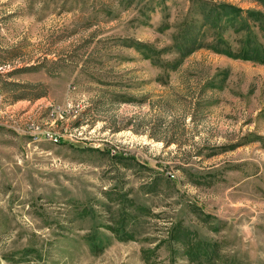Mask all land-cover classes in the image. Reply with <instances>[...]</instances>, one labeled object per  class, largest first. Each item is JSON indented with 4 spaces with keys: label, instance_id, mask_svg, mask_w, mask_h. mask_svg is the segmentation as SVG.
<instances>
[{
    "label": "rangeland",
    "instance_id": "1",
    "mask_svg": "<svg viewBox=\"0 0 264 264\" xmlns=\"http://www.w3.org/2000/svg\"><path fill=\"white\" fill-rule=\"evenodd\" d=\"M262 1L0 0V264H264V63L207 47L264 24L203 11Z\"/></svg>",
    "mask_w": 264,
    "mask_h": 264
},
{
    "label": "trees",
    "instance_id": "2",
    "mask_svg": "<svg viewBox=\"0 0 264 264\" xmlns=\"http://www.w3.org/2000/svg\"><path fill=\"white\" fill-rule=\"evenodd\" d=\"M262 1V0H261ZM264 3V0L262 1ZM204 15H205V23H210L212 21V24L214 27L221 29L224 26V19H227L229 23L235 25L238 21H245L247 25V18H252L255 21L258 22V24H264V13L260 10H252V9H241L236 6H231L229 4H219L214 6H208L204 8ZM261 29L264 30V26L261 25ZM182 35H184V39H189L188 33L184 30L181 32ZM193 42L199 41V35L192 36ZM127 45L131 47H135L145 59H151L154 64L160 65L162 68H165L166 71L169 73L171 70L175 71L180 68V66L183 64L184 59L191 55L196 48H202L204 47L203 44L198 43V46L196 47H190L186 49H180L179 50V58L170 61V62H163L161 60L162 53L165 52V50L157 49L155 46L151 45L150 43L133 39L131 42H129ZM209 49H212L214 52L219 54H224L232 58L236 59H244V60H253L259 63H264V45L260 44L256 40V35L251 32L249 36L245 40V45L242 47L240 51H235L232 46L229 44V42L223 37L221 32L217 33V36L215 38V43L207 45ZM258 141H261L264 147V136L257 137ZM123 156V155H121ZM181 226L175 227V232L177 233V236H179L181 232ZM174 232V233H175ZM182 233V232H181ZM184 236H186L188 241V254L190 259H192L194 262L201 259V256H205L207 259H209V262L214 263L215 253L217 252L211 245L206 244L202 241H197L194 243L192 234L185 230V233H183ZM130 236V235H129ZM132 238V236H130ZM175 239H181V237H175ZM199 262V261H198Z\"/></svg>",
    "mask_w": 264,
    "mask_h": 264
},
{
    "label": "built area",
    "instance_id": "3",
    "mask_svg": "<svg viewBox=\"0 0 264 264\" xmlns=\"http://www.w3.org/2000/svg\"><path fill=\"white\" fill-rule=\"evenodd\" d=\"M47 136H49L50 138L59 139L57 135L50 132L47 133Z\"/></svg>",
    "mask_w": 264,
    "mask_h": 264
},
{
    "label": "bare ground",
    "instance_id": "4",
    "mask_svg": "<svg viewBox=\"0 0 264 264\" xmlns=\"http://www.w3.org/2000/svg\"><path fill=\"white\" fill-rule=\"evenodd\" d=\"M57 140V139H56Z\"/></svg>",
    "mask_w": 264,
    "mask_h": 264
}]
</instances>
